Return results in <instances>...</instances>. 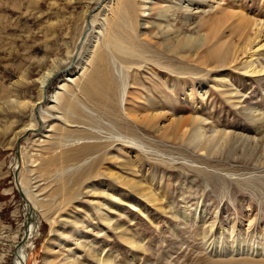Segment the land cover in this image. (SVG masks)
<instances>
[{
	"label": "rangeland",
	"instance_id": "374dc122",
	"mask_svg": "<svg viewBox=\"0 0 264 264\" xmlns=\"http://www.w3.org/2000/svg\"><path fill=\"white\" fill-rule=\"evenodd\" d=\"M140 1L134 0L131 13L150 50L111 61L118 79L116 113L126 124L118 126L103 103L70 96L103 45L118 0H0V264H12L25 221L11 163L14 140L32 121L38 131L21 139L19 152L21 190L38 222L27 264H96L106 258L108 264H264V73H246L245 52L219 68L163 55L152 38L163 28L185 30L193 22L180 36L203 39L207 26L220 23L219 42L236 44L243 29L234 22L244 14L260 23L247 35L262 26L250 51L259 49L264 0H167L163 7L148 0L145 11ZM163 9L170 17L160 20L155 15ZM254 59L256 70L264 66V47ZM65 64L43 85L47 100L33 108L46 70ZM55 92L51 119L38 128L39 112L52 106ZM192 128L203 130L202 139L224 133L240 138L208 154L188 146ZM91 143L102 147L92 154L83 147ZM90 165L91 175H83ZM112 172L140 183L151 199L116 184Z\"/></svg>",
	"mask_w": 264,
	"mask_h": 264
},
{
	"label": "bare ground",
	"instance_id": "6f19581e",
	"mask_svg": "<svg viewBox=\"0 0 264 264\" xmlns=\"http://www.w3.org/2000/svg\"><path fill=\"white\" fill-rule=\"evenodd\" d=\"M166 2L167 0H159L157 5L163 7V5L166 4ZM148 3H149L148 0L140 1V4H139L140 11H145L143 8H145L146 4ZM134 4H135L134 0H118V3L115 9L113 10L114 11L113 16L107 21V24H106L108 26H107L106 32L104 31L106 33L105 40L101 41L103 42V45H101L97 49V51L93 53L94 56L90 63V69H86L84 73L82 72L83 78L77 81L76 86H74L77 89V91L80 90V92H78L79 94L77 93L75 94L76 89L74 91L71 90L72 93L69 92L70 96L77 97L76 99H81L82 102L84 101V103L87 102L89 104L91 103L92 105H95L93 104V102L95 103L98 101L103 103L105 105L103 107L105 108L108 107V111H103V110L102 111L105 113L106 116L110 117L113 115V117L116 118V123L118 126H125L126 124H123V122L119 118V115L116 113L117 111L116 107H118V104H117L118 102V97H117L118 79L113 73L111 61L113 58H117L121 60L122 62H126L127 60H131L132 58L137 57L138 54H144V53H147L146 51L150 50L144 43L140 41L141 33L136 32V24L134 23V17L131 13L132 10L134 9ZM117 11H120L121 14L117 15L118 14ZM170 12L171 11L167 9L159 10L155 16L158 19L163 20V18L170 17V14H169ZM83 24L86 28L88 27L87 26L88 21H86V19L84 20ZM192 25H193V22L189 23L188 27L185 28V30H180L179 28L178 30H180V32L178 30L177 31L176 30H166L165 31V28L162 29L163 32L162 30H160V32H156L155 34H153L154 37H152L156 39V42L154 45L155 48L159 50L161 53H163V55L173 54L175 56H180L181 58H185L188 56L189 57L188 60L191 59L192 57V59L194 58V61L200 60L199 62L203 65L213 64L214 67H219V68L225 67L231 64L233 61H236L237 59L236 55L238 53L240 54V52H245V54L247 55V58L249 59L248 62L242 63V65L245 66V69H247L246 73L250 74L251 77H255L257 75L264 73L263 65L260 64L259 70H256L257 66L253 65V62L255 61V59L253 60V58L254 57L256 58V56L259 54V49L260 48L262 49L264 47V44L260 46L259 49L250 51L251 48L256 45L255 42L259 38V35L261 34L262 26H260V29H257V31H255L252 34V36L247 35L249 31H253V29L257 28V26L260 25V23L256 24L255 20H253L252 18L246 19L244 14L239 15L234 22V26H239L240 29H243V33L239 37L236 44H233L232 41H230L229 43L222 42V41L219 42L221 36L220 37L217 36V31L220 27V23L207 26L209 32L207 36L203 39L199 35H196L194 37H186V36L181 37L180 36L181 34L185 32H189L188 28L191 27ZM160 27H161V24H158V28ZM196 28H197V25L192 30H190V32L194 31ZM232 32H234V30H232ZM166 33H168V35H166ZM84 38L82 40H84ZM240 42H242V47L239 46ZM206 44H209V45L206 46L202 52L194 54L196 53L197 50H199L200 47H203ZM81 45H83V42H81ZM104 45L105 47H107L108 50L104 48ZM79 47H80V43H79ZM80 51L82 52V49H80ZM77 54H81V53L79 52ZM65 67H67L66 64L65 66L62 65L58 67L57 70L55 69L46 70L47 74L45 78L47 80L46 79L44 80L43 77H41L43 79L41 80V83H40L42 86L39 87V93L37 94L38 97L36 99V103L33 105V108L35 107V105L39 104L43 98L42 97L43 85L47 83L49 79L61 73V70L64 69L65 71L66 69ZM159 73L160 72L156 71L155 74L159 75ZM220 79H224V78H220ZM138 83H139L138 81L134 82V84H138ZM164 84L165 83H163V85ZM218 87H220V85H218ZM51 98L52 100L50 101V104L52 103V106H49L47 108V111L41 109L39 112L40 114V119H38L39 123L41 122V120L43 123V121L51 119V115L49 114L48 109L49 108L54 109V107L56 106L58 99H59L58 92H55ZM33 108H32V112H33ZM36 117L38 118L37 112H36ZM42 123H40V126H42ZM40 126L38 124V128ZM178 129L179 127L176 129V132L178 131ZM34 131H38V129H36V122L32 121L30 125L28 124V126L23 128L22 133L24 134L26 132H34ZM183 136L184 135L182 134L181 138ZM226 136L227 135L224 133V134H221L220 137L210 136V137H205L202 139L203 130H201L200 128H192L190 135L188 137V146L194 149L203 150L206 153L208 152V154L209 153L215 154V153H218L223 147L224 148L227 147V149L229 147H233L235 141H239V138H240L236 134L232 135L233 137L230 136L229 139H227ZM19 138H16L14 141L17 142V139ZM101 145L91 143L83 147H87V150H90V152L92 151L91 153L94 154V152L98 151V149L102 147ZM19 152H21L20 148H19ZM20 159L21 157L19 156V160L17 161L15 156H13V160H12L13 163H11V168H12L13 173L15 172V169L18 168L17 180L19 183V188L21 189V181H20L21 160ZM123 163L124 164L121 170L125 169L127 166L131 164V159L129 158L127 161ZM93 169H94L93 166L90 165L87 167V169L82 170V173L83 175L84 174L88 175L92 173ZM111 174H112V179L116 184L120 185L123 188H128V189H131L137 192V194L141 195L147 200L151 199V198L149 199V195L151 194H148V192H146L145 188H143L142 186L140 187L141 185L140 183L131 182L126 177H123L121 174H118L116 172L114 173L112 172ZM23 194H25V198H26L27 192L25 190ZM27 198L29 197L27 196ZM30 207H31V210H30ZM22 209L24 211L26 222L24 221L22 224L23 228L21 232L20 241L15 243L14 245L15 251H14V257H13L12 264H27L26 249L28 247V242L31 240V238L34 237L35 232L37 231V228H38L37 214L35 211V207L31 205V203H28V205L24 204ZM109 211L114 213L115 212L114 206L110 207ZM101 220L103 221V223H106V225H108L111 219L107 215H104L102 216ZM24 234H25V239L27 240L23 242V244H20L21 239L23 238ZM55 235H58L59 237L63 235V233L58 232ZM124 243L130 244L128 239H125ZM130 246L135 249L139 248L138 245L135 246L132 243L130 244ZM21 259L23 260V262L21 261ZM95 261H97L96 264L98 262L101 264L110 263L109 258L108 259L106 258V260L105 259L104 260L95 259Z\"/></svg>",
	"mask_w": 264,
	"mask_h": 264
},
{
	"label": "water",
	"instance_id": "95a60500",
	"mask_svg": "<svg viewBox=\"0 0 264 264\" xmlns=\"http://www.w3.org/2000/svg\"><path fill=\"white\" fill-rule=\"evenodd\" d=\"M43 99L46 101L47 100V97L45 95H43ZM41 127V126H40ZM28 132H26L23 136H21L17 142H16V145H15V152H14V155H15V158L16 160L18 161L19 160V146H20V142H21V139L25 138V136L27 135ZM18 168L15 169V172L13 173V183H14V186L18 192V194L20 195V198L22 199V201L24 202L25 205H28V201L27 199L25 198V195L23 194V192L21 191V189L19 188V183H18ZM30 210H31V207H30ZM26 222V221H25ZM27 239H25V234L23 236V238L21 239V243L20 244H23V242H25ZM21 261L23 262V260L21 259Z\"/></svg>",
	"mask_w": 264,
	"mask_h": 264
}]
</instances>
